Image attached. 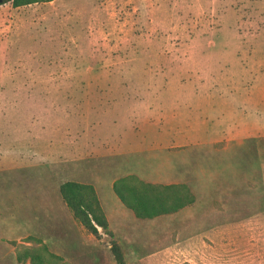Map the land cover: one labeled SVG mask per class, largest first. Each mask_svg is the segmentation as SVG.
Wrapping results in <instances>:
<instances>
[{"label":"rangeland","instance_id":"1","mask_svg":"<svg viewBox=\"0 0 264 264\" xmlns=\"http://www.w3.org/2000/svg\"><path fill=\"white\" fill-rule=\"evenodd\" d=\"M1 89L18 157L0 151V264H116L112 241L125 264H264V0L3 4ZM126 176L194 203L137 220ZM67 182L94 188L112 238L74 219Z\"/></svg>","mask_w":264,"mask_h":264},{"label":"trees","instance_id":"2","mask_svg":"<svg viewBox=\"0 0 264 264\" xmlns=\"http://www.w3.org/2000/svg\"><path fill=\"white\" fill-rule=\"evenodd\" d=\"M46 1L51 0H0V6L11 2L14 7H19ZM112 191L122 206L137 220L173 215L194 203L193 194L184 185L150 184L135 176L116 180ZM60 192L74 219L88 233L98 238V229H101L112 238L106 216L92 186L67 182L61 185ZM110 252L116 264H125L123 254L115 241L111 242ZM25 257L30 259L31 264H44L39 255L26 254Z\"/></svg>","mask_w":264,"mask_h":264},{"label":"crops","instance_id":"3","mask_svg":"<svg viewBox=\"0 0 264 264\" xmlns=\"http://www.w3.org/2000/svg\"><path fill=\"white\" fill-rule=\"evenodd\" d=\"M34 90H35L34 89V86H30V87H28V86H26V87L25 86H22L20 89H18L16 87H12L11 93H19V94L20 93H27V94H29V93L34 92ZM1 93H2V89L0 91V96H1ZM7 105H9V107H10V101L4 102L2 107H6ZM26 142H27V155H26V159L30 163L29 156H32V158L34 159L33 151L35 150L34 149L35 142H34V140L32 138H29ZM30 144H31V147H30ZM24 145H25V143H24ZM0 151L2 152V154H4V155L1 156V158H4L1 162H6V159L7 158L13 159V158H17L18 157V156L13 157V154L10 153V151H9V149L7 147L2 146L0 148ZM250 218L253 219V220L261 221V220H264V214H260V213L259 214H252Z\"/></svg>","mask_w":264,"mask_h":264}]
</instances>
